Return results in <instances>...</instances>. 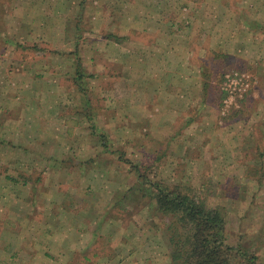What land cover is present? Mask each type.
<instances>
[{"label": "rangeland", "instance_id": "rangeland-1", "mask_svg": "<svg viewBox=\"0 0 264 264\" xmlns=\"http://www.w3.org/2000/svg\"><path fill=\"white\" fill-rule=\"evenodd\" d=\"M122 2L0 0V264H169L171 217L153 204L152 181L180 184L220 209L227 242L264 264V0H149L147 9L170 7L183 21L188 9L243 12L235 33L228 18L229 53H208L196 78L138 62L130 79L147 78L148 103L134 108L127 69L85 60L93 34L84 36L101 26L102 9ZM117 14L126 27L135 18ZM46 36L76 41L61 47V89L60 73L48 78L40 64L60 48ZM184 37L174 44L181 63ZM185 79L197 86L194 110L185 108Z\"/></svg>", "mask_w": 264, "mask_h": 264}, {"label": "crops", "instance_id": "crops-1", "mask_svg": "<svg viewBox=\"0 0 264 264\" xmlns=\"http://www.w3.org/2000/svg\"><path fill=\"white\" fill-rule=\"evenodd\" d=\"M148 1L149 0H141V6L143 7V9H137V6H135L134 4L136 2H133V0H127V2L126 0H123L120 5L113 4L112 9H102L103 11L102 14H100L99 19V21L102 23L101 26L99 28H95L89 33L87 32V34L84 36L87 37L93 34L92 37H88L90 38V42L88 43V45H85V47H88L90 51L85 60L95 61L99 64L100 68L103 67L101 63L110 62L114 63L113 67L116 66L118 70L120 68L122 70L127 69V107L131 108H134V106L137 105V99L140 100L138 102L139 104L143 105L146 102L148 103V91L146 89V85H148L147 78L144 77V83L143 81H141L142 79H137L139 80V82H132V79H130V73H132L133 71L135 72L134 67H136V65L137 67H139L138 62L144 64L143 67H141L140 65V69L145 68L156 75L158 73H166L165 76L167 78H174L176 74H179L180 67L187 69V71L189 69L193 70L192 72L185 74L184 77L186 79H190V77L191 79H193V77L195 76L198 77L199 74H197V72L200 71L202 67V61L207 58L208 53H212L213 50H218L220 48H222V50L218 51L221 52V54L227 55L229 53V51L227 50L229 48V46L227 45L229 41V32L226 31V24L231 19L230 21L232 27H230V29H232L233 33H235V27H238L235 22L237 20V15L242 14L243 12L242 9H230L231 12L229 9H217V11H213V9H188L189 13L193 14L192 16H188L187 20L183 21L181 20L179 13L175 9H168L170 7L162 10L147 9L149 5ZM212 12L214 14H212ZM117 13L121 15H125L127 13V18L129 17L128 13H130V16L133 15L135 16V18L133 20L127 19L126 27V22H123V24L119 19H117ZM199 14H203V17L201 19L198 18ZM228 14H230L231 17L228 16ZM105 15L107 16L105 17ZM123 17L124 21H126L125 16ZM202 19L204 21H202ZM207 19L209 20V23H221L224 28L222 29L221 27L217 26L207 28ZM49 21L50 19L47 18V22L43 23L45 25L43 31L50 32L51 28L49 30V28L46 27L49 26L47 25ZM60 22H64V19L62 17L59 19V23ZM105 22H110L109 28H105L107 26ZM204 24L206 25L205 29ZM197 29L199 30V32H197ZM63 32L64 30L61 29L60 33L62 34ZM180 33L184 34V38L187 39V57L183 56L181 58L182 63L180 61H174L176 59L174 52L179 49V44H174ZM97 34H99V37L96 38ZM47 38L48 36L44 37L43 39V42L47 46L55 45L59 46L60 48L54 49L55 52L58 51L57 55H55L54 57L45 58V61L41 62L40 64L43 69H49L48 78L52 77L55 72L60 73L58 74L60 75L59 77H61L60 82L58 83V88H60L62 78L64 80V77L62 75L65 74V72H61V69H64L62 61L64 62L68 59V56H64V54L66 53L63 50L68 49L67 47H69V45L72 46L73 44H76V41L70 40L68 37L59 38L58 41H52L51 39L49 40ZM231 38L232 37H230V39ZM239 39L240 37H235L236 44H238ZM80 41L82 42V40ZM84 43L86 42H82V44H80V47L83 46ZM16 45L17 47H19L18 43ZM62 46H64L65 48L62 49ZM230 50L232 51V49ZM233 52H237V50ZM136 53L138 54V56ZM232 54L235 55V61L237 59L241 61V54ZM197 58H199V60H197ZM34 62L38 63L39 61ZM57 62L59 64H57ZM28 65H30V63ZM156 75H154L153 78L156 79ZM137 76L140 77L139 74H137ZM45 77V79H47V76ZM186 79L185 82L188 83H186V90L190 94L191 100H188L185 108H192L194 110L196 107L197 86L194 84L193 86L189 87L191 81L188 82L189 80ZM135 83H139V89L134 88ZM60 89H58L59 93L61 92ZM42 91L44 90L42 89ZM150 91L151 94H156V88H154L153 90V86ZM34 93L35 95L39 93L37 86L34 90ZM134 96L136 98L135 100ZM190 101L192 103L191 106Z\"/></svg>", "mask_w": 264, "mask_h": 264}, {"label": "trees", "instance_id": "trees-1", "mask_svg": "<svg viewBox=\"0 0 264 264\" xmlns=\"http://www.w3.org/2000/svg\"><path fill=\"white\" fill-rule=\"evenodd\" d=\"M241 111L237 109L236 114ZM152 183L153 204L171 217L167 227L172 244L169 264H259L256 255L227 242L225 217L220 209L191 197L180 184Z\"/></svg>", "mask_w": 264, "mask_h": 264}]
</instances>
